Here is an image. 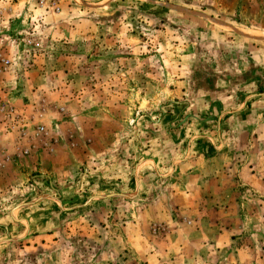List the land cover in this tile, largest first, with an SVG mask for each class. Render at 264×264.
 I'll use <instances>...</instances> for the list:
<instances>
[{
    "label": "rangeland",
    "instance_id": "rangeland-1",
    "mask_svg": "<svg viewBox=\"0 0 264 264\" xmlns=\"http://www.w3.org/2000/svg\"><path fill=\"white\" fill-rule=\"evenodd\" d=\"M259 53L264 0H0V264H264Z\"/></svg>",
    "mask_w": 264,
    "mask_h": 264
},
{
    "label": "crops",
    "instance_id": "crops-1",
    "mask_svg": "<svg viewBox=\"0 0 264 264\" xmlns=\"http://www.w3.org/2000/svg\"><path fill=\"white\" fill-rule=\"evenodd\" d=\"M259 52V51H258ZM258 54V53H257ZM261 58L264 57V54H260ZM258 58V57H257ZM260 59V57H259ZM260 61H262V59H260ZM263 62H264V58H263ZM252 97H254L253 99L255 100L253 103L252 101H249V103L247 105L244 106V111H241L238 115L237 118V125H239L237 127V133L233 135V138H236L237 140L240 139H249V137L251 136V133L256 134L257 130L256 127L260 128V131H263L264 134V102L261 100H264V92L262 93H258L257 95H253ZM250 110L248 111L249 113L246 112V110ZM252 109V110H251ZM246 124V125H243ZM240 125H243L244 128L241 131L239 127ZM254 137V135H253ZM255 146V144H254ZM249 148H253V145H251L249 143ZM255 150H258V148L255 147ZM264 153V151H263ZM189 201V200H188ZM171 207L175 208L176 207V202L171 200ZM164 212H163V217L169 218L170 222L174 223L175 220L173 218V216H169V212L167 211V206H165L163 208ZM168 214V215H167ZM202 217L197 218V220H201ZM164 248H166V245H162L161 249L159 250V252L164 251ZM158 251L154 252V253H147L146 257H145V261L147 262V264H164V261L159 260V257H161L160 255H158L157 253H159Z\"/></svg>",
    "mask_w": 264,
    "mask_h": 264
},
{
    "label": "built area",
    "instance_id": "built-area-1",
    "mask_svg": "<svg viewBox=\"0 0 264 264\" xmlns=\"http://www.w3.org/2000/svg\"><path fill=\"white\" fill-rule=\"evenodd\" d=\"M41 130H43V129H41Z\"/></svg>",
    "mask_w": 264,
    "mask_h": 264
}]
</instances>
